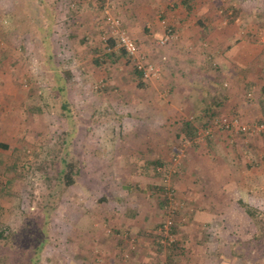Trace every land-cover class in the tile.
Instances as JSON below:
<instances>
[{"label": "rangeland", "instance_id": "374dc122", "mask_svg": "<svg viewBox=\"0 0 264 264\" xmlns=\"http://www.w3.org/2000/svg\"><path fill=\"white\" fill-rule=\"evenodd\" d=\"M35 1L43 23L53 21L55 65L73 75L80 175L61 193L36 255L69 126L34 10L0 0V228L10 236L0 240V264H167L174 246L158 244L164 186L181 204L177 264H264V237L254 239L241 203L264 220V0H196L191 13L181 0ZM109 19L158 69L144 86L130 55L106 57L116 38ZM169 29L176 37L162 44ZM203 81L216 84L221 102L206 116L197 107ZM210 115L237 116L246 129L212 127L200 137Z\"/></svg>", "mask_w": 264, "mask_h": 264}, {"label": "trees", "instance_id": "16d2710c", "mask_svg": "<svg viewBox=\"0 0 264 264\" xmlns=\"http://www.w3.org/2000/svg\"><path fill=\"white\" fill-rule=\"evenodd\" d=\"M26 4L29 6V10H34L35 16H36V23H37V28L40 33V40L43 44L44 48V56L46 58L45 64L53 71L54 75V85L52 87L53 91H55V97H59L60 99V114L61 116L67 121L68 123V130L65 131L62 140H61V148H60V154L58 155V163L56 164L55 168V174H56V179H55V185L52 187V190L49 194L44 197L43 200V206L42 210L44 213V223H43V230L45 234L42 236V238L39 240V244L36 245L34 251L35 254L38 255L39 251L43 249V247L48 243V235H47V226L50 222L51 219V213L55 209V207L58 204V201L60 200L61 193L71 185L75 184L77 181V178L80 175V168L77 165V163L74 161V158L72 157L71 153V145L73 142V139L75 138L78 127H77V121L74 116L73 108L71 105V102L68 98V92H69V82L73 79L72 72L67 70V71H60L58 70V66L55 65L56 63L53 60V46L51 42V36H52V27H53V21H51L48 25H45L43 23V20L40 16V13L38 12L39 10V3L36 2L35 0H26ZM181 3L185 10L188 13H191L194 9V4L196 3V0H181ZM117 45V39L114 37L109 38V44H108V50H110V53L106 54L107 58H112V57H120V56H126L128 54L124 48H119L120 52L116 53L113 51V49ZM132 75L134 78L139 79V86H144V82L142 81L143 79V71L138 69L137 66H134L132 68ZM264 90V89H263ZM263 99H264V92H263ZM221 105L220 100H215V101H210L206 103V106L201 109V112L204 113L206 116L207 113L211 114L213 113L214 108H218V106ZM263 110H264V101L262 102ZM206 113V114H205ZM203 115V114H201ZM216 115H210L207 117L205 120L203 126L204 128H208L212 126V121L215 119ZM264 120L261 122L263 123ZM188 129L193 133H195V126L190 122L186 121L185 124ZM1 148H7V145L0 143ZM161 160H157L155 162L156 165L161 166L162 165ZM166 186L163 187L162 189V202L160 203L162 208H164L165 203H166ZM242 203V206L244 207L247 215L253 220V223L256 227L254 239L257 240H262L264 237V220L261 218L259 215V212L256 208L250 206L249 204ZM174 224L172 226V232H174ZM6 228H0V240H7L9 239L10 236L6 235ZM158 244L162 245L160 240H158ZM174 246L171 248L169 255L167 256L168 263L167 264H177L176 259H175V245L172 243ZM235 256H240L239 253H234ZM35 262V261H34Z\"/></svg>", "mask_w": 264, "mask_h": 264}, {"label": "built area", "instance_id": "2783aa9c", "mask_svg": "<svg viewBox=\"0 0 264 264\" xmlns=\"http://www.w3.org/2000/svg\"><path fill=\"white\" fill-rule=\"evenodd\" d=\"M111 22V29L114 33H116V39H117V46L119 48H124L128 55H130L135 63L138 69L143 71L144 78H150L151 76H154L157 73V68H155L152 64H148L146 61H144V57L139 53V48L136 44V42L128 35V33L125 30H120V22L116 19H109ZM176 37L175 34L172 32L171 29H169L167 35H165V38L161 40L162 44H165L170 38ZM225 128V129H240L245 130V127L240 126V120L237 116L233 117H218L213 119L212 126L208 128H203L198 131V135L201 137H207L211 135V128ZM258 131L264 133V122L261 123L257 127ZM184 149H179L175 159L176 161H180L182 157L184 156ZM166 203L164 206L165 211V219L162 222V225L159 228V235H160V242L163 246H169L172 243H174V234L172 232V226L174 224V216L179 211L181 204L178 203V200L176 198L175 190L174 188H171L169 186H166Z\"/></svg>", "mask_w": 264, "mask_h": 264}, {"label": "crops", "instance_id": "0c3cea01", "mask_svg": "<svg viewBox=\"0 0 264 264\" xmlns=\"http://www.w3.org/2000/svg\"><path fill=\"white\" fill-rule=\"evenodd\" d=\"M237 53V52H236ZM241 53V52H240ZM235 54V53H234ZM235 60L237 59L236 57L234 58ZM238 61V60H237ZM236 62V61H235ZM239 62V61H238ZM241 74V73H240ZM235 75L237 76V73H235ZM240 76H242V75H240ZM210 80L211 81H215L216 82V80H217V78H216V76H214V78L212 79V78H210ZM204 82V81H203ZM213 85H215L216 86V84H212V88H209L210 87V85L207 87V82H204V85L202 86L203 88V90H201L202 92H203V95L202 96H200V103L199 104H197L198 106V108L201 110L203 107H205L206 106V103L207 102H210V101H215V100H219L218 99V96H219V90H218V88H214L213 87ZM190 93V91L188 92V94ZM152 140H154L155 142H158V139H156V138H152ZM159 141H161V140H159ZM134 165V164H133ZM134 167H136L135 165H134ZM124 189L125 190H131V187H130V185L129 184H124ZM139 257H140V259H142L143 258V254L142 253H140V255H139Z\"/></svg>", "mask_w": 264, "mask_h": 264}]
</instances>
